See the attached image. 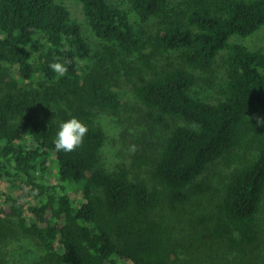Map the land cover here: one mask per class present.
<instances>
[{"label":"trees","instance_id":"obj_1","mask_svg":"<svg viewBox=\"0 0 264 264\" xmlns=\"http://www.w3.org/2000/svg\"><path fill=\"white\" fill-rule=\"evenodd\" d=\"M67 1L0 0V264L16 236L31 264L261 263L264 45L231 39L264 26V0H76L94 40ZM122 81L162 138L106 167ZM73 116L88 131L58 151ZM193 201L214 203L183 219Z\"/></svg>","mask_w":264,"mask_h":264},{"label":"rangeland","instance_id":"obj_2","mask_svg":"<svg viewBox=\"0 0 264 264\" xmlns=\"http://www.w3.org/2000/svg\"><path fill=\"white\" fill-rule=\"evenodd\" d=\"M111 1L119 2L124 8H127L126 0ZM66 5L72 17L81 23L85 35L90 40H94L92 33L85 24L81 4L76 0H69L66 2ZM231 40L240 42L251 49L260 48L264 45V26L260 27L250 36L232 38ZM117 90L119 99L123 104L119 114L117 116L101 115L98 119L107 136L105 146L101 152V160L106 167H110L114 163L123 160L127 149L129 150L131 146L136 145L140 140L148 141L147 139H150L153 142H159L162 138V131L145 118L144 108L135 101L132 86L122 81ZM199 91H203V97L206 98H211L213 95L210 90L199 89ZM124 160L127 161V158L125 157ZM224 170L226 171L225 167L216 168L218 172H223ZM8 187V182L0 178V192L7 191ZM213 203L214 201H211L198 206L193 201L183 209L181 217L187 219L191 215L209 208ZM261 223L264 228V217L262 214ZM39 253L40 249L38 246L29 238L22 236H16L8 241L4 245L2 252L5 255L7 264H31ZM262 256V262L259 264H264V253ZM229 258L237 261L235 257L230 256ZM197 261L199 262V260Z\"/></svg>","mask_w":264,"mask_h":264},{"label":"clouds","instance_id":"obj_3","mask_svg":"<svg viewBox=\"0 0 264 264\" xmlns=\"http://www.w3.org/2000/svg\"><path fill=\"white\" fill-rule=\"evenodd\" d=\"M49 68L60 75H63L67 71L65 65L59 60L51 62ZM256 125L257 127L264 128V117H256ZM87 131V125L75 116L60 121L55 136L53 137L55 149L65 152L73 151L82 144Z\"/></svg>","mask_w":264,"mask_h":264}]
</instances>
